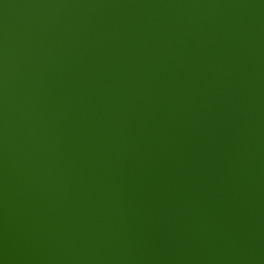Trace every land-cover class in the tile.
Listing matches in <instances>:
<instances>
[{"label":"water","instance_id":"95a60500","mask_svg":"<svg viewBox=\"0 0 264 264\" xmlns=\"http://www.w3.org/2000/svg\"><path fill=\"white\" fill-rule=\"evenodd\" d=\"M0 264H264V0H0Z\"/></svg>","mask_w":264,"mask_h":264}]
</instances>
